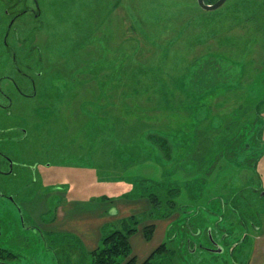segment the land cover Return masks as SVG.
Wrapping results in <instances>:
<instances>
[{
  "label": "rangeland",
  "instance_id": "374dc122",
  "mask_svg": "<svg viewBox=\"0 0 264 264\" xmlns=\"http://www.w3.org/2000/svg\"><path fill=\"white\" fill-rule=\"evenodd\" d=\"M0 87L16 161L8 174L0 158V189L22 207L0 197L14 254L0 264L91 262L87 217L124 196L145 209L137 252L162 244L149 264L248 263L264 231V0H0Z\"/></svg>",
  "mask_w": 264,
  "mask_h": 264
},
{
  "label": "crops",
  "instance_id": "0c3cea01",
  "mask_svg": "<svg viewBox=\"0 0 264 264\" xmlns=\"http://www.w3.org/2000/svg\"><path fill=\"white\" fill-rule=\"evenodd\" d=\"M124 197L118 198L116 200H112V201H115L113 206L116 207V210L114 209L113 211H110L111 212L110 214H109L108 208H104L103 210L99 209L98 211H96V213H94V215L89 216V219L87 217V220L89 223L86 224V227L87 226L91 227V233L88 234L86 232V234H87L86 237L84 235H82L83 240L86 242L85 246L87 248L86 249L87 252H91L92 250H94L98 246V242L101 239V237L103 236L101 233L103 219H105V220L108 219V221L117 220V219H121L123 217L125 218L127 216H133V215H135V213H138L140 211L145 210L144 208L140 207L141 210L138 211L139 210L138 206L141 204L140 200L142 198L139 199L138 197H131V198L130 197L124 198ZM260 232L261 233L257 234V235H259V236H257V238L253 237L252 241L250 238L249 242H244L245 244L254 243L252 249H250L251 253H249V260H248L247 264H264V231L260 230ZM136 233H138V232H135L134 234H136ZM134 234H132L131 238H130L132 253L137 258L142 257L145 260L148 257V254L147 255L139 254L137 252V250L134 248V245L132 244V237ZM138 238L141 239V236H139ZM141 243H140L141 244L140 249H143L142 253H145L146 249H144V248H149V242L146 240L143 241L141 239ZM150 243L152 244V242H150Z\"/></svg>",
  "mask_w": 264,
  "mask_h": 264
},
{
  "label": "trees",
  "instance_id": "16d2710c",
  "mask_svg": "<svg viewBox=\"0 0 264 264\" xmlns=\"http://www.w3.org/2000/svg\"><path fill=\"white\" fill-rule=\"evenodd\" d=\"M207 3H211L212 0H204ZM159 142H165L167 147V140L164 138H158ZM155 141V139H152ZM156 142V141H155ZM170 148V147H169ZM167 156H170L168 154ZM133 225L125 226L124 229H114L109 233L103 235L100 239V244L91 251L92 260L87 264H135L136 256L132 253L130 238L131 235L137 231V227L140 224V220L136 219V215L131 216ZM153 225L144 226V231L148 235L152 231ZM162 248V244L157 246L155 250L140 264H149L150 258L153 257L155 252H159ZM0 255L5 257L14 256L13 252L8 249L0 248Z\"/></svg>",
  "mask_w": 264,
  "mask_h": 264
},
{
  "label": "flooded vegetation",
  "instance_id": "af4514ba",
  "mask_svg": "<svg viewBox=\"0 0 264 264\" xmlns=\"http://www.w3.org/2000/svg\"><path fill=\"white\" fill-rule=\"evenodd\" d=\"M8 76H9V75H8ZM4 77H6V76H4ZM14 86H15V89H17L18 91L22 92V90L19 89L18 85H15V84H14ZM0 92H1L2 95H5V94H6V92L3 90L2 87H0ZM8 105H10V103H9ZM0 106H2L3 109H4V108H6L7 104L0 103ZM0 158H1V159H4V160H3L4 162H6V161L8 162V164H9V171H8V174L12 173L13 167L16 165V161L13 160L8 154H6L5 152H3V151H1V150H0ZM48 165H49V164H48ZM30 168H31V170L33 171V179H32V181L36 182L37 180L34 179V178H36V177L34 176L35 173H36V171H35V169H36L35 164H34L33 166H30ZM0 173H4V174H5L6 172L3 171V170L0 168ZM0 197H1V198H4V199H7L9 202L13 203V204L18 208L19 212L21 211V208H22V207H21V208L19 207V206H21V205L18 203V201L15 199V197H14L12 194H8V195H6V194L3 192V190L0 189ZM20 213H21V212H20ZM21 223H22V218H21ZM22 225H23V223H22ZM23 226H24V225H23ZM191 233L196 234L195 231H192ZM207 233L209 234V238L213 240L212 235H211V231H210V230H207ZM213 243L215 244V246H217V248H215V250H217V249L220 248V247L218 248L219 244H218L217 242H215L214 240H213ZM187 244H190V241H189V240L187 241ZM188 247H189V246H188ZM0 248H1V246H0ZM192 249H193V248H192ZM220 249H222V248H220ZM193 250H196V245L194 246V249H193ZM2 263H3V262H2Z\"/></svg>",
  "mask_w": 264,
  "mask_h": 264
},
{
  "label": "water",
  "instance_id": "95a60500",
  "mask_svg": "<svg viewBox=\"0 0 264 264\" xmlns=\"http://www.w3.org/2000/svg\"><path fill=\"white\" fill-rule=\"evenodd\" d=\"M226 0H216L213 3H207L204 0H197L198 5L206 10H214L216 8H218L219 6H221ZM221 249H217V251H220Z\"/></svg>",
  "mask_w": 264,
  "mask_h": 264
}]
</instances>
